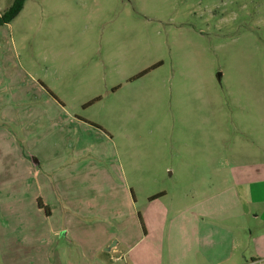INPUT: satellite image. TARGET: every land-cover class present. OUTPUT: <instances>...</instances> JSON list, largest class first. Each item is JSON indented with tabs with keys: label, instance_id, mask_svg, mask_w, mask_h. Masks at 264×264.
Instances as JSON below:
<instances>
[{
	"label": "rangeland",
	"instance_id": "374dc122",
	"mask_svg": "<svg viewBox=\"0 0 264 264\" xmlns=\"http://www.w3.org/2000/svg\"><path fill=\"white\" fill-rule=\"evenodd\" d=\"M234 160L264 161V0H25L0 25V264H233L264 228Z\"/></svg>",
	"mask_w": 264,
	"mask_h": 264
},
{
	"label": "crops",
	"instance_id": "0c3cea01",
	"mask_svg": "<svg viewBox=\"0 0 264 264\" xmlns=\"http://www.w3.org/2000/svg\"><path fill=\"white\" fill-rule=\"evenodd\" d=\"M230 171L243 214H250L253 219L264 224V161L240 163L234 160ZM58 234L64 235L66 231H50L52 236ZM244 241L253 247L250 252L245 251L247 253L243 254V258H233V264H264V228L257 236L253 235ZM115 246L116 244L111 248ZM46 254L45 252L42 257L47 258Z\"/></svg>",
	"mask_w": 264,
	"mask_h": 264
},
{
	"label": "trees",
	"instance_id": "16d2710c",
	"mask_svg": "<svg viewBox=\"0 0 264 264\" xmlns=\"http://www.w3.org/2000/svg\"><path fill=\"white\" fill-rule=\"evenodd\" d=\"M24 1L25 0H14L13 5L9 9L5 10L0 15V25L10 22L11 19L16 15V13H18L19 10L22 8ZM163 194L164 193H158V194L152 195L150 197V199H154V198L161 196ZM138 216L140 218L139 214H138Z\"/></svg>",
	"mask_w": 264,
	"mask_h": 264
}]
</instances>
